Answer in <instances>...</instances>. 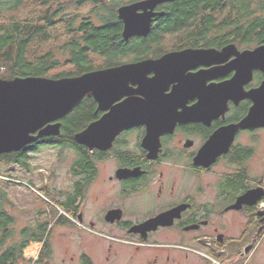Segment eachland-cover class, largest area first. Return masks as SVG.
Wrapping results in <instances>:
<instances>
[{"label": "flooded vegetation", "instance_id": "obj_1", "mask_svg": "<svg viewBox=\"0 0 264 264\" xmlns=\"http://www.w3.org/2000/svg\"><path fill=\"white\" fill-rule=\"evenodd\" d=\"M138 1L142 0L121 6ZM176 2L155 9L164 15L154 19L152 30ZM152 30L147 37L129 40L122 31V42L130 47L97 51L91 59L102 66L90 72L153 62L145 76L129 81L126 94L107 108H100L94 97H85L72 111L78 109L89 121L74 132L73 140L63 138L61 128L59 136L41 138L23 150L30 157L29 151L38 144L55 138L54 144L42 145L62 148L71 144L77 156L70 166L72 183L67 190L44 188V198L53 208H44L42 219L18 232L16 222L10 224L19 234L18 239L16 234L10 239L11 244L20 241L22 231L35 237L46 228L43 241L31 243L40 246L37 259L25 258L27 264H43L40 256L49 233L52 236L64 228L83 238L78 241L82 247L73 250L74 256L61 259L64 264H260L256 255L264 243V196L256 204L231 207L249 190H264V127L239 129L232 139L231 131L219 130L239 124L254 106L250 95L264 84V67H256L254 55L245 62L241 54L264 43L136 47ZM231 44L237 49L222 55ZM188 50H215L217 54L198 58L185 54ZM170 55L175 56L160 63ZM237 80L236 89L229 88L226 105L216 88ZM148 94L154 98L157 114L161 110L169 119L188 120L152 131L151 136L145 125L124 128L104 149L74 140L75 134L113 110H122L118 116L139 115V107L130 101L147 100ZM229 140L228 149L217 153ZM82 152L87 157H81ZM198 157L201 164L196 163ZM157 218L162 220L155 228L143 227ZM52 237L51 255L45 264H53Z\"/></svg>", "mask_w": 264, "mask_h": 264}, {"label": "trees", "instance_id": "obj_2", "mask_svg": "<svg viewBox=\"0 0 264 264\" xmlns=\"http://www.w3.org/2000/svg\"><path fill=\"white\" fill-rule=\"evenodd\" d=\"M133 1L0 0V66L4 68L0 79H61L101 68L91 61L97 51L130 47L122 42L123 24L117 9ZM88 3L93 9L81 19L69 11L72 6L81 8ZM167 9L157 28L136 47L264 43V0H179ZM88 121L75 109L63 119L62 137L73 140L74 132L82 130ZM52 140L42 144H54ZM34 149H39V144ZM81 157H87V152ZM29 160L24 151L0 157V163L22 167H27ZM0 177L4 178L0 179V264H18L26 260L24 250L34 241H43L47 232L43 228L39 236L30 237L25 230L20 241L10 244L15 235L10 224L15 218L6 209L8 192L4 186L13 177L1 169ZM51 237L49 233L40 256L43 264L51 255Z\"/></svg>", "mask_w": 264, "mask_h": 264}, {"label": "water", "instance_id": "obj_3", "mask_svg": "<svg viewBox=\"0 0 264 264\" xmlns=\"http://www.w3.org/2000/svg\"><path fill=\"white\" fill-rule=\"evenodd\" d=\"M176 1L179 0H142L119 7L118 16L124 24L123 38L129 40L136 36L147 37L152 30L154 19L164 15V12H155V9ZM232 49H237V46L228 45L221 54L229 55ZM185 54L203 58L217 53L215 50H188ZM241 55L245 58V62L247 57L254 55L258 61L256 67H264V46ZM173 56L175 55L164 57L160 63L164 64ZM152 64L153 62H144L61 79L35 76L16 77L11 80L0 79V157L4 154L21 152L41 138L59 136L62 127L60 120L78 106L85 97H94L99 102L100 108H107L117 97L126 94L125 90L129 81L136 82L137 76L140 78L145 76ZM237 82L238 80L232 84L224 83L216 88L217 93L224 98V104L227 105L229 88L235 90ZM250 96L254 98L255 104L249 114L239 124L219 130L231 131V139L233 132L239 129L264 127V84ZM230 98L234 99V95H230ZM130 102L139 107V115L118 116L122 114V110H113L100 121L75 134L74 140L89 148L104 149L107 144L111 146L115 135L124 128L136 124L145 125L151 136L152 131L173 127L178 121L188 120L169 119L161 110H158L159 114H157L154 109V98L151 99L149 94L147 100H131ZM230 142V140L227 141L224 148L219 149L217 153L225 152ZM196 163L201 164L202 159L198 157ZM263 196L264 190L261 188L249 190L231 208L239 209L247 203L256 204L262 200ZM160 219L151 220L143 227L155 228L160 223ZM137 230V228L133 229L135 232Z\"/></svg>", "mask_w": 264, "mask_h": 264}, {"label": "rangeland", "instance_id": "obj_4", "mask_svg": "<svg viewBox=\"0 0 264 264\" xmlns=\"http://www.w3.org/2000/svg\"><path fill=\"white\" fill-rule=\"evenodd\" d=\"M69 9L72 15H79L78 19H81L93 9V4L88 3L81 8L72 6ZM29 152L30 160L27 167L16 166L12 163H0V169L13 177L9 179L10 184L4 187L8 192L6 209L15 217L16 232L24 226L33 225L42 219L41 214L44 208H53L44 198L46 195L44 188L48 185L50 190H67L72 183L70 166L77 157L71 144L62 148L54 145H42L39 146V149H33ZM256 168L260 170L261 167L256 164ZM0 179L4 178L0 177ZM236 232L238 233L239 229ZM15 234L16 239H18L19 234ZM52 236L55 249L53 264H64L61 261L62 258L69 260L74 256L73 250L82 247L78 241L80 239L83 241V238H79V233L70 228L69 230L65 228L62 231L57 230L53 232ZM33 247L38 246L34 245ZM30 252L27 249L24 251V258L27 260L31 259L28 256ZM256 259L260 264H264V243L261 245ZM18 264L27 263L21 261Z\"/></svg>", "mask_w": 264, "mask_h": 264}, {"label": "built area", "instance_id": "obj_5", "mask_svg": "<svg viewBox=\"0 0 264 264\" xmlns=\"http://www.w3.org/2000/svg\"><path fill=\"white\" fill-rule=\"evenodd\" d=\"M4 70L3 67L0 66V73ZM63 213V212H62ZM38 246V247H33V246ZM27 250H30V254L28 255L29 258L31 259H37L39 253H40V246L37 244H31L30 246L27 247Z\"/></svg>", "mask_w": 264, "mask_h": 264}]
</instances>
